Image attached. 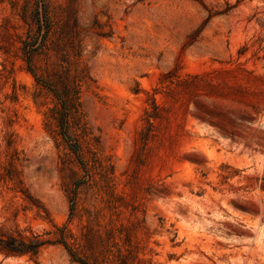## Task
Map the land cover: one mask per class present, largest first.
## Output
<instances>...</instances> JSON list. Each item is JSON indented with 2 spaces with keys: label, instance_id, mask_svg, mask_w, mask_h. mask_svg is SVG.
I'll return each instance as SVG.
<instances>
[{
  "label": "rangeland",
  "instance_id": "obj_1",
  "mask_svg": "<svg viewBox=\"0 0 264 264\" xmlns=\"http://www.w3.org/2000/svg\"><path fill=\"white\" fill-rule=\"evenodd\" d=\"M0 226L51 241L0 264H264V0H0Z\"/></svg>",
  "mask_w": 264,
  "mask_h": 264
},
{
  "label": "trees",
  "instance_id": "obj_2",
  "mask_svg": "<svg viewBox=\"0 0 264 264\" xmlns=\"http://www.w3.org/2000/svg\"><path fill=\"white\" fill-rule=\"evenodd\" d=\"M47 242L51 241L48 239H41L40 235L37 233L32 232L31 234H28L23 231H18L16 233L8 232L0 226V252L5 256H22L30 254V256L33 257L38 254L40 247ZM57 242H62L77 260L83 264H90L77 256L65 239V233L63 234V239H57Z\"/></svg>",
  "mask_w": 264,
  "mask_h": 264
}]
</instances>
